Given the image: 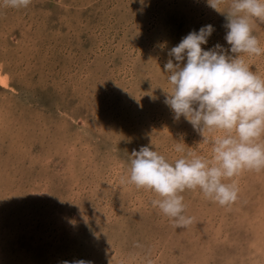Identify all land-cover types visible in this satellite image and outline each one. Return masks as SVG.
I'll return each instance as SVG.
<instances>
[{
  "label": "rangeland",
  "instance_id": "1",
  "mask_svg": "<svg viewBox=\"0 0 264 264\" xmlns=\"http://www.w3.org/2000/svg\"><path fill=\"white\" fill-rule=\"evenodd\" d=\"M226 23L206 0H0V264H264V170L226 178L229 205L180 193L182 228L128 182L141 146L212 160L223 133L174 119L164 64L207 24L201 47L229 48ZM243 58L264 78V55Z\"/></svg>",
  "mask_w": 264,
  "mask_h": 264
},
{
  "label": "clouds",
  "instance_id": "2",
  "mask_svg": "<svg viewBox=\"0 0 264 264\" xmlns=\"http://www.w3.org/2000/svg\"><path fill=\"white\" fill-rule=\"evenodd\" d=\"M30 2L5 0L13 8H25ZM206 2L225 15L224 40L229 48L219 43L207 50L201 47L214 31L211 24L184 36L168 51L171 58L164 64L171 85L164 103L174 119L182 116L203 139H208L205 130L223 133L209 141L212 160L188 152L169 163L148 146L133 150L130 159L128 182L156 193L153 206L172 219L176 228L192 222L183 215L180 193L186 189H199L205 199L225 206L235 202L239 192L235 183L223 182L226 178L244 170H264V78L252 72L243 58L264 55L252 34L253 21L264 23V0H229L227 12L221 8L225 0ZM175 151L184 153V148L177 144Z\"/></svg>",
  "mask_w": 264,
  "mask_h": 264
},
{
  "label": "bare ground",
  "instance_id": "3",
  "mask_svg": "<svg viewBox=\"0 0 264 264\" xmlns=\"http://www.w3.org/2000/svg\"><path fill=\"white\" fill-rule=\"evenodd\" d=\"M0 81L2 82V84H5V78L3 77V76H1V74H0ZM3 87V86H2Z\"/></svg>",
  "mask_w": 264,
  "mask_h": 264
}]
</instances>
